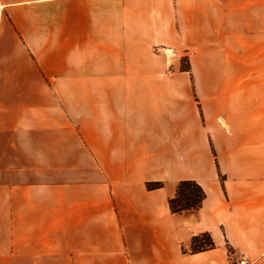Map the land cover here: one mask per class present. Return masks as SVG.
I'll return each instance as SVG.
<instances>
[{
    "label": "crops",
    "instance_id": "crops-1",
    "mask_svg": "<svg viewBox=\"0 0 264 264\" xmlns=\"http://www.w3.org/2000/svg\"><path fill=\"white\" fill-rule=\"evenodd\" d=\"M241 256L264 264V0H0V264Z\"/></svg>",
    "mask_w": 264,
    "mask_h": 264
},
{
    "label": "trees",
    "instance_id": "trees-1",
    "mask_svg": "<svg viewBox=\"0 0 264 264\" xmlns=\"http://www.w3.org/2000/svg\"><path fill=\"white\" fill-rule=\"evenodd\" d=\"M162 186L160 181H149L146 183L148 189H154ZM205 198V192L202 187L194 180H180L176 185L175 194L169 198V208L174 213L194 212L200 208ZM215 246L208 232H201L193 235L188 252H198ZM184 252L186 250L184 249Z\"/></svg>",
    "mask_w": 264,
    "mask_h": 264
},
{
    "label": "rangeland",
    "instance_id": "rangeland-1",
    "mask_svg": "<svg viewBox=\"0 0 264 264\" xmlns=\"http://www.w3.org/2000/svg\"><path fill=\"white\" fill-rule=\"evenodd\" d=\"M169 69L174 71H189L190 72V61L188 54L180 53L177 54L173 51L169 52Z\"/></svg>",
    "mask_w": 264,
    "mask_h": 264
},
{
    "label": "built area",
    "instance_id": "built-area-1",
    "mask_svg": "<svg viewBox=\"0 0 264 264\" xmlns=\"http://www.w3.org/2000/svg\"><path fill=\"white\" fill-rule=\"evenodd\" d=\"M237 264H250V260L244 256H241L238 259Z\"/></svg>",
    "mask_w": 264,
    "mask_h": 264
}]
</instances>
